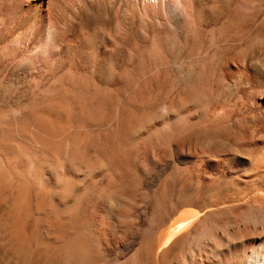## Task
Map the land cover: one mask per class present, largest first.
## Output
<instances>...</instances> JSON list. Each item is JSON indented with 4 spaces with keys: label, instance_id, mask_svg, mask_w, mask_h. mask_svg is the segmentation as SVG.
I'll return each instance as SVG.
<instances>
[{
    "label": "bare ground",
    "instance_id": "1",
    "mask_svg": "<svg viewBox=\"0 0 264 264\" xmlns=\"http://www.w3.org/2000/svg\"><path fill=\"white\" fill-rule=\"evenodd\" d=\"M0 264H264V0H0Z\"/></svg>",
    "mask_w": 264,
    "mask_h": 264
},
{
    "label": "rangeland",
    "instance_id": "2",
    "mask_svg": "<svg viewBox=\"0 0 264 264\" xmlns=\"http://www.w3.org/2000/svg\"><path fill=\"white\" fill-rule=\"evenodd\" d=\"M55 26H58V28H64V25L55 22L54 16L46 15L44 28H56Z\"/></svg>",
    "mask_w": 264,
    "mask_h": 264
}]
</instances>
